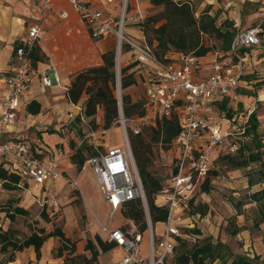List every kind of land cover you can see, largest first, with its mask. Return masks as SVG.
Wrapping results in <instances>:
<instances>
[{
    "label": "built area",
    "instance_id": "obj_1",
    "mask_svg": "<svg viewBox=\"0 0 264 264\" xmlns=\"http://www.w3.org/2000/svg\"><path fill=\"white\" fill-rule=\"evenodd\" d=\"M67 1L81 15L94 40L112 36L116 39L120 82V57L123 50L132 54L133 62L140 64L139 70L144 67L151 69L150 85L142 98V113L126 117L120 112L117 120L126 141L125 146L104 150L95 148L87 165L92 168L103 198L113 213L127 203L137 200L143 203L149 227L148 258L141 254L144 236L138 232L135 224H131V228L126 231L121 228L103 229L108 241L115 242L124 251L121 264H165L174 251V239L182 237L176 214L188 209L190 199L201 190L212 170L215 150L234 154L239 148L233 140L235 129L224 127L227 120L215 118L212 103L220 99L237 100L246 67L243 50L261 46L260 28L238 30L229 52L217 54L213 73L207 78L198 79L196 71L199 58L193 54L170 52L171 56L161 59L144 38L139 41L128 34L129 24L133 22V17L128 13L129 0ZM95 1L110 8H99L94 4ZM49 2L44 0V11L49 9ZM60 17L66 19L68 14L62 12ZM42 30L39 24L28 28L27 36L16 49L14 61L5 78L6 95L0 112V160L7 162L12 172L27 179L35 189L46 191L49 183L62 178L59 162L64 153L59 152L56 160L48 161L40 157L38 142L7 136L8 130L20 120L22 99L35 83L41 81L45 87L59 84L54 67L41 70L33 66L32 53L41 40ZM117 95L118 104L119 99L122 104L121 85ZM178 100L183 101L181 131L173 142L178 156L170 185L159 194L161 204L168 209V217L162 239L155 245L146 194L129 139L130 136L140 135L145 127L156 125L158 119L171 117L177 109ZM41 206L56 211L61 204L51 198L43 200Z\"/></svg>",
    "mask_w": 264,
    "mask_h": 264
},
{
    "label": "rangeland",
    "instance_id": "obj_2",
    "mask_svg": "<svg viewBox=\"0 0 264 264\" xmlns=\"http://www.w3.org/2000/svg\"><path fill=\"white\" fill-rule=\"evenodd\" d=\"M174 1L190 3L196 11L197 18H201L208 12L209 15L216 18L217 25L223 30L229 26L227 22H232L235 27L244 29L259 21V18H262L259 16L264 17V0ZM128 6V13L133 17V22H145L151 17L158 16L163 10L161 7L152 5L150 0H129ZM137 8H139V11H136ZM135 12H138L137 15ZM162 22L160 21L156 25L159 26ZM132 29H135V27L132 26ZM136 31H139V29L137 28ZM151 34L152 32H149L147 37ZM202 42L212 49L209 53L211 57L217 52H222V42L214 36L204 34L202 35ZM153 46L155 47L156 43ZM113 51L117 58L116 49H113ZM123 53H125V50H123ZM169 53L167 56L170 55ZM171 53L173 54V52ZM125 58L126 55L122 57V60L125 61ZM125 66L127 65L122 61L120 74L121 68ZM137 77V83L134 86L127 90L121 88L122 97L130 96L131 104L142 99L147 87L150 85V75L145 68L138 71ZM117 94L118 87L116 84L115 96L118 100ZM87 98L88 95L83 94L80 100L83 106H85ZM235 107L236 110H241L240 105ZM81 112L82 110H67L65 113H68V116L63 121H59L58 126L56 125L60 135L47 133L45 140L49 143L58 141L60 136L63 137L65 143L60 148L66 150L69 160L75 155L80 146L85 147L84 155L86 158L95 147L103 150L105 147L122 148L125 146L126 141L117 120L114 121L110 129H106L105 112L102 106L97 108V113L93 118L80 116ZM122 112L128 117L124 113L123 103ZM79 116L81 118L77 119ZM50 117L53 118L51 113L48 114L47 111L44 118L49 119ZM27 121H24L22 125L26 129L32 123V121ZM242 122L241 119L237 118L234 123L236 135L233 140L238 146L252 144V138L245 135V125ZM44 127L40 126L39 128ZM34 128L31 127L30 131L24 132L29 133L28 137L32 142L37 140L32 137L33 134L40 136L39 132L33 130ZM259 135L263 146L261 149L263 151V161L251 164L246 169H235L226 165L220 160V157L227 153L219 149L215 150L212 172H216L218 176L212 179V189L209 193L202 192L203 186H201V190L196 192L190 199L189 204H191L188 209L180 210L176 214L177 226L181 235L185 237L182 239L183 241L177 243L176 248L166 259L165 264H178L179 256L189 254L193 249L210 242L214 244L221 242L229 250L222 247L220 259L216 261L208 260L205 264H231L237 255L253 259L254 264H264V198L258 203L251 197L252 194L264 189V131L260 132ZM144 140V153L150 160L148 172L152 178L159 180L164 187L169 186L178 156L176 146L172 144L169 149H166L165 145L155 143L149 134H146ZM130 142L132 146L133 136H130ZM2 162L0 160V164ZM63 175V180L58 182V184L62 183L61 186H57L53 191L51 189L47 191L35 189L24 178L21 179V187L13 191L5 189L0 183V210H5V212L0 213V233L10 231L12 238L23 240L40 229H45L49 233L59 228L70 240L69 245H63L57 237L49 239L42 248L40 259L36 257L34 248L17 252L15 253L16 261L13 264H80V258L77 256L91 257V253L85 250L86 243L89 240H95V236L99 235L104 241L108 242L104 228L113 229L127 226L128 222L124 219L122 211L119 209L116 213H113L111 206L104 201L100 187L87 162L82 171H78L77 167L72 168L68 164ZM54 197L60 202V209L55 211L42 208L41 203L43 200ZM155 197L156 203L161 204L162 201L159 196ZM18 207L26 210L27 215L17 216L12 221L8 218V214H12ZM162 227L157 225L153 228L154 234H160ZM194 230H198L200 234H195ZM71 245H75L76 251L71 252V249H64L62 256L59 257L60 249ZM142 245L143 254L147 255L148 240ZM11 253V251L7 254L0 252V264H10L6 260ZM110 255V260L107 259V255L102 262H100V255L97 264H115L112 253Z\"/></svg>",
    "mask_w": 264,
    "mask_h": 264
},
{
    "label": "trees",
    "instance_id": "obj_3",
    "mask_svg": "<svg viewBox=\"0 0 264 264\" xmlns=\"http://www.w3.org/2000/svg\"><path fill=\"white\" fill-rule=\"evenodd\" d=\"M151 4L161 7L163 10L158 16L149 18L145 22H132L129 24L128 34L136 40L141 41L142 38L154 48L156 55L164 59L169 52L181 54H193L197 58H202L211 53L212 49L202 42V35L209 34L222 42V52L227 53L230 50L231 43L236 33L235 24L227 22L224 30L217 25L216 18L205 13L201 18L196 17V11L188 2H176L174 0H150ZM163 21L161 25L156 24ZM132 26L135 29H132ZM139 31H136V29ZM152 32L151 36L147 34ZM156 43L154 47L153 44ZM44 56L40 47H36L32 53L34 63L44 61ZM103 66L84 70L75 76L71 87L69 88L70 100L74 104H78L83 94L88 95L85 102L84 114L88 118H92L97 113V108H104L105 127L110 129L114 121L119 118V105L115 96L116 89V54L114 51L102 55ZM167 61V60H166ZM139 63L133 62L128 66L121 68V88L127 90L137 83V73L139 71ZM143 99L131 104L130 96H123L122 103L124 113L128 116H134L142 113ZM176 111L169 118L157 120L156 125L145 127L138 136H133L132 153L139 170V174L145 189L149 213L151 218L152 230L160 223H165L168 217V209L165 205L156 203V197L164 189V186L157 179L151 177L148 172L150 160L145 156L143 144L146 134H149L155 143L165 145L169 149L181 131L180 115L183 107V101L176 102ZM41 106L38 102H32L28 106V113L38 115ZM258 120L255 113H252L249 119V127L245 129V135L252 138V144L239 146L237 151L227 153L220 157V160L226 165L235 169H246L251 164L263 161L262 141L258 133ZM131 144V142H130ZM85 147L79 148L73 156L74 163L77 165L78 171H82L87 158L84 155ZM7 162L0 164V183L7 190L19 189L22 177L12 172ZM216 172L209 173L205 181L202 192L209 193L212 189L211 181L217 177ZM252 199L259 203L264 198V189L260 192L252 194ZM191 204V203H190ZM189 204V206H190ZM123 217L128 221L127 226L121 227L123 230L131 228V224L137 226L138 232L144 237L148 234V223L146 213L141 200L127 203L120 209ZM5 212L4 209L0 213ZM264 212V211H263ZM27 211L21 207L16 208L12 214H8V218L12 221L17 216H25ZM195 234H200L198 230H194ZM155 245L161 241V236L154 234ZM57 237L63 245H69L70 240L66 238L64 232L56 228L54 231L47 233L45 229L33 232L30 236L23 240H16L11 237L10 231L0 233V252L7 254L12 252L6 260L7 263L16 261L15 253L23 252L26 249L34 248L36 257L41 258L42 248L44 244L51 238ZM183 238L175 239V247ZM115 242L104 241L101 236L96 235L95 240H89L86 243L85 250L91 253V257L78 256L80 264H97L101 253H108L115 249ZM225 247L221 242L214 244L210 242L199 248L193 249L189 254L178 257V264H205L206 261H216L220 259L221 248ZM64 249H71L75 252V245L64 246L60 249L59 257L62 256ZM227 250V251H228ZM231 264H254V260L247 257L237 255Z\"/></svg>",
    "mask_w": 264,
    "mask_h": 264
},
{
    "label": "crops",
    "instance_id": "obj_4",
    "mask_svg": "<svg viewBox=\"0 0 264 264\" xmlns=\"http://www.w3.org/2000/svg\"><path fill=\"white\" fill-rule=\"evenodd\" d=\"M94 4L99 8H110L98 1H95ZM137 9L138 10L136 11H139V8ZM62 12H66L68 18H61L60 14ZM259 17V21L255 24H251L247 28L241 29L240 27H236L237 32L238 30H246L258 26L260 28L259 36L262 42L260 47L243 50L246 67L243 80L240 84L237 100L220 99L215 100L212 103V110L215 118L217 117L216 119L220 121H223V119L227 120L224 122V127L228 129H236L234 123L237 118L243 121L242 123H244L245 129L248 128L250 116L252 113H255L259 124L258 133L264 131V17ZM35 24L41 25L43 29L41 40L37 43L36 47L38 46L41 48L45 59L44 61L37 63H34L32 60L33 66L36 69L41 70L54 67L59 78V84H54L52 87H45L41 81H37L32 90H30L22 99L20 120L8 130L7 136L10 138L29 139V133L27 132L26 134L24 132L30 131L29 129H31V127H35L33 130L39 132L40 136L33 134L32 137L37 139L36 142H38L39 145L40 157L48 161H54L59 152L65 154L59 162V172L61 173L62 178L58 181L49 183L46 186V191L49 189L53 191L57 186H61L62 183L60 182L58 184V182L63 180V174L67 165L69 164L72 168L77 167V165L74 163L73 156L69 160L66 150L60 148L63 143H65L63 142V137L60 136L58 141L49 143L45 140V137H47V133L60 135L59 130L56 127L58 126L57 124L59 121H63L65 117L68 116V113H65L67 110H82L79 115L85 116V106L80 102L74 104L70 100L68 93L69 88L71 87L75 76L80 72L90 68L103 66L104 62L102 55L116 49L117 42L113 36L98 41L94 40L81 18V15L67 0H50L49 9L47 11H44V0H0V112L2 102L6 95L5 78L9 73L8 70L10 65L14 61L15 51L20 43L26 38L28 28ZM217 54L218 52L215 55L213 54L212 57L208 54L207 56L198 59L196 78H207L213 73V66L217 61ZM124 55H126L125 61L122 60ZM122 61L127 66L133 61L132 54L128 50H125V53L122 52L120 65L122 64ZM144 68L148 72L151 70L147 67ZM150 80L151 76L149 77V81ZM34 101L38 102L41 106V111L38 115H31L28 113V106ZM233 105H240L241 110H236V107ZM47 111L48 114L50 112L53 117L52 119L51 117L49 118L51 119L50 121L49 119L44 118ZM80 116L77 119H80ZM24 121H32L27 129L22 126ZM40 126L45 127L39 128ZM80 148H82V146H80ZM95 148L89 153L87 161L95 153ZM105 149L109 148L105 147ZM67 162L69 163L67 164ZM93 175L96 179L94 172ZM54 199L56 198L54 197ZM159 225L163 226L161 228L162 232L158 234L159 236H162L165 231V226L163 223L158 224V226ZM184 237L185 236H182V238ZM146 239L148 240V251L147 255H144L142 244L147 241ZM143 243L141 244V254L144 258H148L150 249L148 234L144 237ZM111 253L113 255V262L115 264H121L125 254L122 248L118 246L108 253H101L100 262H102L107 255V259L110 260L111 255L109 256V254Z\"/></svg>",
    "mask_w": 264,
    "mask_h": 264
},
{
    "label": "water",
    "instance_id": "obj_5",
    "mask_svg": "<svg viewBox=\"0 0 264 264\" xmlns=\"http://www.w3.org/2000/svg\"><path fill=\"white\" fill-rule=\"evenodd\" d=\"M117 58H118V56H117ZM117 58H116V63H117ZM116 75H117V78H116V80H117V87L119 88L120 87V78H119V70H118V67H117V64H116ZM119 112H122V104H121V101H120V99H119ZM146 203H147V201H146ZM147 205H148V203H147Z\"/></svg>",
    "mask_w": 264,
    "mask_h": 264
}]
</instances>
